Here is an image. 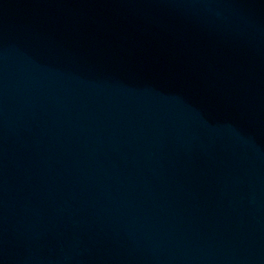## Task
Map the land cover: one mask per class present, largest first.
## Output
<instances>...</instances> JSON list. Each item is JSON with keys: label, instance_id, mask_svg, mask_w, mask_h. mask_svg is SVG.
Segmentation results:
<instances>
[{"label": "water", "instance_id": "95a60500", "mask_svg": "<svg viewBox=\"0 0 264 264\" xmlns=\"http://www.w3.org/2000/svg\"><path fill=\"white\" fill-rule=\"evenodd\" d=\"M0 264H264V0H0Z\"/></svg>", "mask_w": 264, "mask_h": 264}]
</instances>
